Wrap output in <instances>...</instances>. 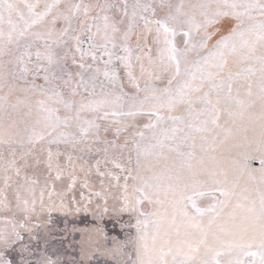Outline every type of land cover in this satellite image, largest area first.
I'll use <instances>...</instances> for the list:
<instances>
[{
    "label": "snow or ice",
    "instance_id": "1",
    "mask_svg": "<svg viewBox=\"0 0 264 264\" xmlns=\"http://www.w3.org/2000/svg\"><path fill=\"white\" fill-rule=\"evenodd\" d=\"M0 264H264V0H0Z\"/></svg>",
    "mask_w": 264,
    "mask_h": 264
}]
</instances>
